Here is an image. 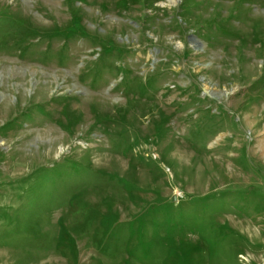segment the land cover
I'll use <instances>...</instances> for the list:
<instances>
[{
	"label": "rangeland",
	"instance_id": "rangeland-1",
	"mask_svg": "<svg viewBox=\"0 0 264 264\" xmlns=\"http://www.w3.org/2000/svg\"><path fill=\"white\" fill-rule=\"evenodd\" d=\"M0 264H264V0H0Z\"/></svg>",
	"mask_w": 264,
	"mask_h": 264
},
{
	"label": "bare ground",
	"instance_id": "bare-ground-1",
	"mask_svg": "<svg viewBox=\"0 0 264 264\" xmlns=\"http://www.w3.org/2000/svg\"><path fill=\"white\" fill-rule=\"evenodd\" d=\"M243 39V38H242Z\"/></svg>",
	"mask_w": 264,
	"mask_h": 264
}]
</instances>
